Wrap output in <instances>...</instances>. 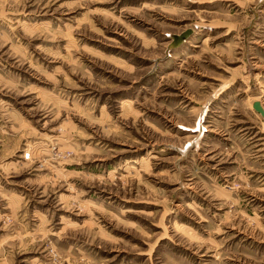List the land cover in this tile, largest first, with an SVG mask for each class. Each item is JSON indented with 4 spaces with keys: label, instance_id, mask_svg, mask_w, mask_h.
<instances>
[{
    "label": "rangeland",
    "instance_id": "374dc122",
    "mask_svg": "<svg viewBox=\"0 0 264 264\" xmlns=\"http://www.w3.org/2000/svg\"><path fill=\"white\" fill-rule=\"evenodd\" d=\"M254 102L264 0H0V264H264Z\"/></svg>",
    "mask_w": 264,
    "mask_h": 264
},
{
    "label": "water",
    "instance_id": "95a60500",
    "mask_svg": "<svg viewBox=\"0 0 264 264\" xmlns=\"http://www.w3.org/2000/svg\"><path fill=\"white\" fill-rule=\"evenodd\" d=\"M252 107L255 112L259 113L264 118V112L262 111L260 104L258 102H254Z\"/></svg>",
    "mask_w": 264,
    "mask_h": 264
},
{
    "label": "bare ground",
    "instance_id": "6f19581e",
    "mask_svg": "<svg viewBox=\"0 0 264 264\" xmlns=\"http://www.w3.org/2000/svg\"><path fill=\"white\" fill-rule=\"evenodd\" d=\"M259 104H260V103H259ZM260 107H261L262 111L264 112V109L262 108L261 104H260ZM262 119H263V118H262Z\"/></svg>",
    "mask_w": 264,
    "mask_h": 264
}]
</instances>
